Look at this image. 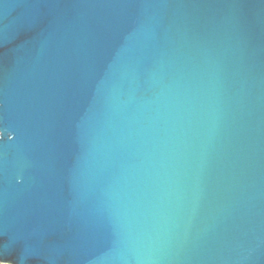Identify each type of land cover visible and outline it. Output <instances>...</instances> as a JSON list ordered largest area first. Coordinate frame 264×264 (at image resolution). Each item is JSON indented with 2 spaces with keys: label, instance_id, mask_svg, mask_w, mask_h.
Segmentation results:
<instances>
[{
  "label": "water",
  "instance_id": "obj_1",
  "mask_svg": "<svg viewBox=\"0 0 264 264\" xmlns=\"http://www.w3.org/2000/svg\"><path fill=\"white\" fill-rule=\"evenodd\" d=\"M0 262L264 264V0H0Z\"/></svg>",
  "mask_w": 264,
  "mask_h": 264
},
{
  "label": "rangeland",
  "instance_id": "obj_2",
  "mask_svg": "<svg viewBox=\"0 0 264 264\" xmlns=\"http://www.w3.org/2000/svg\"><path fill=\"white\" fill-rule=\"evenodd\" d=\"M0 264H7V263H1V262H0Z\"/></svg>",
  "mask_w": 264,
  "mask_h": 264
}]
</instances>
